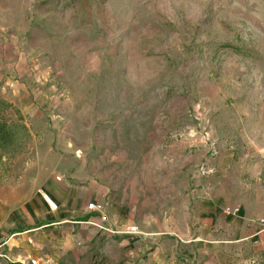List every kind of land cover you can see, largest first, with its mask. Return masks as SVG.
<instances>
[{"label": "rangeland", "instance_id": "obj_1", "mask_svg": "<svg viewBox=\"0 0 264 264\" xmlns=\"http://www.w3.org/2000/svg\"><path fill=\"white\" fill-rule=\"evenodd\" d=\"M0 123V196L129 205L95 264H264L202 201L264 186V0H0Z\"/></svg>", "mask_w": 264, "mask_h": 264}, {"label": "crops", "instance_id": "obj_2", "mask_svg": "<svg viewBox=\"0 0 264 264\" xmlns=\"http://www.w3.org/2000/svg\"><path fill=\"white\" fill-rule=\"evenodd\" d=\"M39 182L45 184L34 185L24 196H0V240H7L2 252L8 258L0 259V264H30V260L36 264H95L90 259H95L102 236L119 240L123 247V239L133 235L127 233L126 203L107 196H72L62 182ZM253 189L249 196H202L203 208L216 217L226 207L238 208L237 214L223 216L225 222L215 218V228L225 230V224L230 223V230L241 240L250 238L264 248V186L262 191ZM91 202L103 205L104 219L87 209Z\"/></svg>", "mask_w": 264, "mask_h": 264}, {"label": "built area", "instance_id": "obj_3", "mask_svg": "<svg viewBox=\"0 0 264 264\" xmlns=\"http://www.w3.org/2000/svg\"><path fill=\"white\" fill-rule=\"evenodd\" d=\"M44 200L47 202V204L51 207L54 208L55 206L51 203V201L48 199L47 195H43ZM87 209L88 210H93L97 213H100V215L102 216L103 213V205L102 204H97V203H88L87 205ZM230 211V210H229ZM102 219H104V217L102 216ZM128 234H137V228L135 226H131L128 228L127 230ZM7 244V240H0V259H5L7 260V256L5 254H3L2 249L3 247ZM30 264H36V262L34 260H30Z\"/></svg>", "mask_w": 264, "mask_h": 264}, {"label": "trees", "instance_id": "obj_4", "mask_svg": "<svg viewBox=\"0 0 264 264\" xmlns=\"http://www.w3.org/2000/svg\"><path fill=\"white\" fill-rule=\"evenodd\" d=\"M1 124V123H0ZM3 129H6L5 125L4 124H1L0 125V131H2ZM4 131V130H3Z\"/></svg>", "mask_w": 264, "mask_h": 264}]
</instances>
